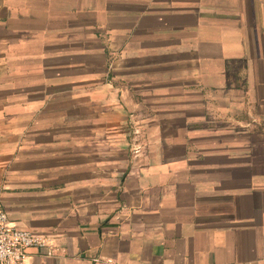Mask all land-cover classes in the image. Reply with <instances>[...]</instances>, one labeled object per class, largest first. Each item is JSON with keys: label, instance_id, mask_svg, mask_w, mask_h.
Masks as SVG:
<instances>
[{"label": "crops", "instance_id": "crops-1", "mask_svg": "<svg viewBox=\"0 0 264 264\" xmlns=\"http://www.w3.org/2000/svg\"><path fill=\"white\" fill-rule=\"evenodd\" d=\"M0 203L24 264H264V0H0Z\"/></svg>", "mask_w": 264, "mask_h": 264}, {"label": "built area", "instance_id": "built-area-1", "mask_svg": "<svg viewBox=\"0 0 264 264\" xmlns=\"http://www.w3.org/2000/svg\"><path fill=\"white\" fill-rule=\"evenodd\" d=\"M29 248L36 249L42 256H53L56 250L48 235L20 228L11 222L0 203V264H24ZM97 260L93 258L94 262Z\"/></svg>", "mask_w": 264, "mask_h": 264}]
</instances>
